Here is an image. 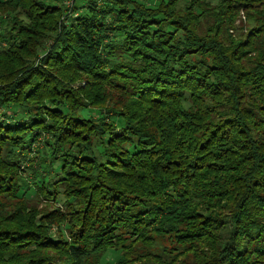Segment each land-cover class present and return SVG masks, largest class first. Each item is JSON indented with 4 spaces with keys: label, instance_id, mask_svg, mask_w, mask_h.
I'll list each match as a JSON object with an SVG mask.
<instances>
[{
    "label": "trees",
    "instance_id": "obj_1",
    "mask_svg": "<svg viewBox=\"0 0 264 264\" xmlns=\"http://www.w3.org/2000/svg\"><path fill=\"white\" fill-rule=\"evenodd\" d=\"M66 1L0 0V264H264V0Z\"/></svg>",
    "mask_w": 264,
    "mask_h": 264
},
{
    "label": "rangeland",
    "instance_id": "obj_2",
    "mask_svg": "<svg viewBox=\"0 0 264 264\" xmlns=\"http://www.w3.org/2000/svg\"><path fill=\"white\" fill-rule=\"evenodd\" d=\"M6 1V0H4ZM140 3L144 4L146 7H149V8H155L158 4V0H138ZM70 3V0L66 1L65 5L66 7H69L68 4ZM243 21V18L241 17L239 20L236 21L235 25H239V23ZM2 22H4V16H1L0 17V25H3ZM47 45V43L45 44ZM7 46V45H6ZM5 44H0V48L3 49L6 47ZM44 54V53H43ZM90 116H93L94 119H99L100 118V115H98L97 113H95L94 111L90 112L89 113ZM84 116L85 117H89L88 114H85L84 113ZM17 120L20 118L19 115H17L15 117ZM21 120V119H20ZM25 171H26V176H27V180L31 183L33 182H36V181H45L46 180V174L45 172L42 173V177L39 176V177H36V178H33V176L30 174L29 170L27 171V169L25 168ZM42 171V170H40ZM36 179V180H35ZM39 183V182H37ZM34 192V188L31 186L29 188H25L24 190V193H27V196H31ZM164 245H168V243L166 242V240H163L162 241ZM112 258L109 257V260H111Z\"/></svg>",
    "mask_w": 264,
    "mask_h": 264
},
{
    "label": "built area",
    "instance_id": "obj_3",
    "mask_svg": "<svg viewBox=\"0 0 264 264\" xmlns=\"http://www.w3.org/2000/svg\"><path fill=\"white\" fill-rule=\"evenodd\" d=\"M68 6H70V3L68 4Z\"/></svg>",
    "mask_w": 264,
    "mask_h": 264
}]
</instances>
